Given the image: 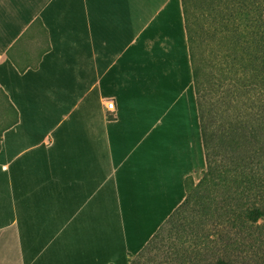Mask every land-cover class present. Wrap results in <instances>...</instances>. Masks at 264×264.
Instances as JSON below:
<instances>
[{
  "label": "crops",
  "instance_id": "1",
  "mask_svg": "<svg viewBox=\"0 0 264 264\" xmlns=\"http://www.w3.org/2000/svg\"><path fill=\"white\" fill-rule=\"evenodd\" d=\"M2 90L0 264H129L207 170L182 0H0Z\"/></svg>",
  "mask_w": 264,
  "mask_h": 264
},
{
  "label": "trees",
  "instance_id": "2",
  "mask_svg": "<svg viewBox=\"0 0 264 264\" xmlns=\"http://www.w3.org/2000/svg\"><path fill=\"white\" fill-rule=\"evenodd\" d=\"M182 3L207 170L197 184L187 179L185 201L129 264H264V101L239 98L244 80L264 83V0ZM217 80L230 82L233 101H204V86ZM18 121L0 91V149Z\"/></svg>",
  "mask_w": 264,
  "mask_h": 264
},
{
  "label": "rangeland",
  "instance_id": "3",
  "mask_svg": "<svg viewBox=\"0 0 264 264\" xmlns=\"http://www.w3.org/2000/svg\"><path fill=\"white\" fill-rule=\"evenodd\" d=\"M213 80H216V76H214ZM209 82V79L208 81ZM217 83H218V80L215 82V84H210L208 83L206 86H204V91L206 93V96L204 97V101H233V97L234 95H231L233 94L232 90H230V82L228 81L227 83L223 84L220 88L217 87ZM261 86V87H260ZM241 87L240 88V92H242V96L239 97L242 101H250V105L254 104V102L256 101H264V83H260L259 85H256L255 83H249L247 84L245 82V80L241 83ZM253 89H256V91L262 95V97L260 96H257L253 93H250ZM226 94V95H229V97L226 99V100H217V94ZM247 96V97H245ZM251 96V97H250ZM249 106V105H248ZM252 110V108H248V111ZM259 225L262 226V230L264 231V220H261L259 223ZM235 235L234 233L232 234V236ZM264 237V234L263 236ZM258 249H260L261 251L259 252L258 251V257H261V255L263 254V250H264V243H261L260 244L258 243L257 245ZM256 247V248H257Z\"/></svg>",
  "mask_w": 264,
  "mask_h": 264
},
{
  "label": "built area",
  "instance_id": "4",
  "mask_svg": "<svg viewBox=\"0 0 264 264\" xmlns=\"http://www.w3.org/2000/svg\"><path fill=\"white\" fill-rule=\"evenodd\" d=\"M107 109L108 111H115V103L111 100L107 102Z\"/></svg>",
  "mask_w": 264,
  "mask_h": 264
}]
</instances>
